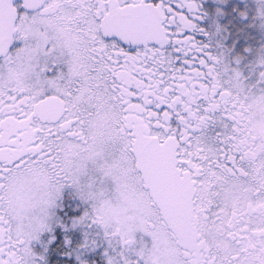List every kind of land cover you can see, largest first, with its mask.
Returning a JSON list of instances; mask_svg holds the SVG:
<instances>
[{
	"label": "snow or ice",
	"instance_id": "obj_1",
	"mask_svg": "<svg viewBox=\"0 0 264 264\" xmlns=\"http://www.w3.org/2000/svg\"><path fill=\"white\" fill-rule=\"evenodd\" d=\"M0 264H264V0H0Z\"/></svg>",
	"mask_w": 264,
	"mask_h": 264
}]
</instances>
